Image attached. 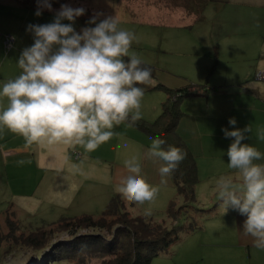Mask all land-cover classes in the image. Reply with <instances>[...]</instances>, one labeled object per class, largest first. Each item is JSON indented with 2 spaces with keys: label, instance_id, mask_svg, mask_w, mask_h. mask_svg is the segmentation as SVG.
Wrapping results in <instances>:
<instances>
[{
  "label": "crops",
  "instance_id": "obj_1",
  "mask_svg": "<svg viewBox=\"0 0 264 264\" xmlns=\"http://www.w3.org/2000/svg\"><path fill=\"white\" fill-rule=\"evenodd\" d=\"M188 2L183 5L185 9L176 10L168 6L164 10L151 6L140 11L122 8L123 12L108 13L100 19L116 15L125 25L137 22L144 26L137 31L147 36V26L161 27L162 51L171 52L172 47L179 55L171 62L140 57L153 73L152 83L142 86L146 87L141 101L142 119L154 121L162 110L167 92L158 83L170 88L191 84L195 89L199 86L209 89L181 99L183 114L177 125L196 156L199 176L196 191L202 194L203 188L212 187L221 175L231 176L234 180L239 177L237 170L228 167L227 150L233 138H225L222 129L232 130L229 118L235 117V127L240 129L251 125L252 132L247 134L249 139L242 143L251 144L264 153V96L244 87L255 81L259 88H264V80L256 76L258 70L264 69L261 64L264 60V0ZM36 10L37 4L31 0H0V82L13 79L22 71L16 62L22 50L33 44L27 26L53 21L55 11L44 10L37 17ZM90 18L78 17L74 25L76 31L89 26ZM5 33L14 36L10 48L5 44ZM2 103L6 106L7 100ZM113 130L118 135L97 150L86 152L80 146L27 145L22 136L4 128L0 131V188L4 186L6 190L12 188L15 191L9 180L10 174L16 173V185L23 184L19 180L23 175H40L42 178L35 189L42 186L58 194L53 208L80 209L84 214L88 208H97L103 203L107 206L112 196L120 194L116 189L120 178L127 174L125 161L137 156L143 177L160 188L155 201L145 204L152 210L156 203L168 207L176 196L172 175L165 177L166 183L161 184L159 168L164 162L145 157L155 136L135 124L124 123ZM21 160L23 164L18 163ZM257 163H264V159ZM61 177L63 181H60ZM124 199L126 203H134ZM219 203L218 198L210 199L212 205L209 208L213 209L198 221L201 226L183 237L173 255L160 253L152 258L151 264H264V249L254 247L250 237L241 235L246 217L232 209L225 213Z\"/></svg>",
  "mask_w": 264,
  "mask_h": 264
},
{
  "label": "clouds",
  "instance_id": "obj_2",
  "mask_svg": "<svg viewBox=\"0 0 264 264\" xmlns=\"http://www.w3.org/2000/svg\"><path fill=\"white\" fill-rule=\"evenodd\" d=\"M44 10L55 11L53 21L27 26L33 44L22 50L16 62L22 71L0 82V131L7 128L22 136L27 145L80 146L86 152L95 151L118 135L114 128L124 123L133 126L142 119L141 101L146 91L142 86L152 83V69L131 51L138 37L121 29L116 15L100 19L104 14L94 13L87 21L89 26L78 32L74 25L85 15L84 7L61 4L54 10L51 0H37L35 15L41 16ZM244 87L264 96V88L255 81ZM229 125L232 130L222 129L225 138H233L227 150L228 167L237 170L239 177L234 180L221 175L217 179L219 207L225 213L232 209L245 216L241 235L250 237L254 247L264 249V163H257L264 153L242 143L249 139L251 125L237 128L235 117L229 118ZM165 143L154 137L145 153L147 159L164 162L159 168L161 184L187 157L179 147L165 149ZM125 168L127 174L120 178L116 190L137 204L155 201L160 188L143 177L140 158L132 156L125 161ZM144 214L152 215L151 207Z\"/></svg>",
  "mask_w": 264,
  "mask_h": 264
},
{
  "label": "trees",
  "instance_id": "obj_3",
  "mask_svg": "<svg viewBox=\"0 0 264 264\" xmlns=\"http://www.w3.org/2000/svg\"><path fill=\"white\" fill-rule=\"evenodd\" d=\"M158 85L167 92L160 114L154 121L140 119L135 125L165 140L163 146L165 149L172 145L187 152L186 159L171 174L177 194L184 197L185 203L180 205L175 196L167 207L166 218L159 221L152 215L146 216L144 213L132 215L127 210V203L122 195L116 194L111 197L99 215L84 213L78 216H62L57 221L36 226L28 234L19 235L15 231L20 229L24 232L25 226L28 225L7 216L8 233L3 235L0 230V257L16 242L31 246L41 253L28 258L25 264H54L89 251H96L93 255L101 258L100 264H151L154 256L183 239V231H192L201 226L195 219L186 223L179 220L181 209L188 205L187 200L195 198L199 176L196 156L179 133L177 125L183 114L180 107L181 99L186 95L209 89L201 86L195 89L191 84L180 88H170L162 83ZM212 209L195 207L194 210L198 211L197 216L200 217ZM90 228L106 229L109 234L100 231H80ZM58 230H66L68 235L61 238L56 233ZM5 241L7 245L2 244Z\"/></svg>",
  "mask_w": 264,
  "mask_h": 264
},
{
  "label": "rangeland",
  "instance_id": "obj_4",
  "mask_svg": "<svg viewBox=\"0 0 264 264\" xmlns=\"http://www.w3.org/2000/svg\"><path fill=\"white\" fill-rule=\"evenodd\" d=\"M33 4H37V0H31ZM53 8H60L61 4H69L72 7H84L86 9L85 16L92 17L94 13L102 12L104 15L108 13L117 14L121 13L122 8L132 7L137 9V11L144 10L147 6H151L155 9H167L168 7L172 10L182 9L184 3L188 4V0H51ZM168 6V7H167ZM124 11V10H123ZM122 11V12H123ZM119 13V14H120ZM125 13V12H124ZM103 15V16H104ZM123 21V20H122ZM119 27L124 30L134 32L138 37V43L133 42L131 51H134L139 57H143L145 59H154L159 62L160 60H166L171 62L179 58V55L176 53V50L171 47L173 51H162V40L160 38V29L161 27H149L147 26V31L149 35H145L139 31L141 25H137V22H131L128 25H125L124 22L119 23ZM156 33V35H153ZM153 40V41H152ZM170 49V50H171ZM26 174V173H24ZM3 178H5V174H2ZM27 175V174H26ZM23 175L21 181H23L22 185H16V173L14 175L10 174V182L11 186L14 187L15 191L12 188L4 189V186L0 188V230L5 235L8 233L9 227L6 226L7 219L6 217H13L21 221L22 223L27 224L25 226V231L21 232L20 229H17L15 233L19 235L20 233L28 234L31 229H35L36 226L49 224L51 222L57 221L62 216H69L74 214H81L83 210H69L64 208H53L56 205V197L58 194L54 193L55 191H49L48 189H43L42 186L39 189H35V185L40 182L41 176H33L31 175ZM45 179V178H44ZM43 179V181H44ZM64 178H60V181H63ZM42 181V182H43ZM41 182V185H43ZM64 184V182H61ZM176 188V187H175ZM28 190L23 191L21 190ZM204 193H200V191L195 192V198L187 200L188 205L183 207L181 210V214L179 215L180 222L186 223L189 220L196 222H200L202 220L204 214L200 217L197 216L198 211L194 210L195 207H209L212 204H209L210 199L218 198L216 183L213 184L212 187L203 188ZM3 191V192H2ZM15 192V193H14ZM20 192V193H19ZM48 192V194H47ZM177 200H179V204L182 205L185 203L184 197H181L177 194ZM175 197V196H174ZM145 203L143 205L134 203H127V210L132 215H139L145 213V209L147 207ZM106 207V204L103 203L100 207L88 208L86 213H94L100 214L102 210ZM154 209L152 210V216L157 220H162L166 218V210L167 207L163 204L156 203L154 204ZM193 210V211H192ZM203 213V212H202ZM81 232L88 231H100L106 235H108V231L106 229L99 228H90V229H82ZM191 231H183L182 238L188 235ZM59 237H66L68 232L66 230H58ZM56 241V239H54ZM53 241V242H54ZM179 242H176L170 245V248H166L162 255H173L176 251V246ZM3 245H7V241L2 243ZM1 251V249H0ZM96 251L89 252H81L74 257H70L68 259H64L54 264H100L101 258L98 256H94L93 254ZM41 254L38 250H35L31 246H28L24 243H14L12 247H10L7 251L3 252L0 257V264H25L28 258L35 257Z\"/></svg>",
  "mask_w": 264,
  "mask_h": 264
},
{
  "label": "built area",
  "instance_id": "obj_5",
  "mask_svg": "<svg viewBox=\"0 0 264 264\" xmlns=\"http://www.w3.org/2000/svg\"><path fill=\"white\" fill-rule=\"evenodd\" d=\"M5 44L7 46V48H10L12 45H13V42H14V36L11 34V33H5ZM258 71L260 73V75L258 76ZM257 73H256V76L259 78V79H262L264 80V69H260L258 70ZM76 157L79 156L78 153L75 154Z\"/></svg>",
  "mask_w": 264,
  "mask_h": 264
}]
</instances>
